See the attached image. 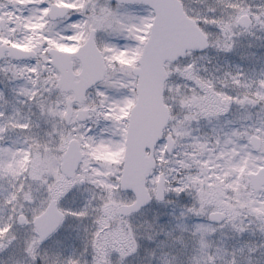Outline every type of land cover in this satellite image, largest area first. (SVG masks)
Instances as JSON below:
<instances>
[{"label":"snow or ice","instance_id":"6c2138e0","mask_svg":"<svg viewBox=\"0 0 264 264\" xmlns=\"http://www.w3.org/2000/svg\"><path fill=\"white\" fill-rule=\"evenodd\" d=\"M0 264H264V0H0Z\"/></svg>","mask_w":264,"mask_h":264}]
</instances>
